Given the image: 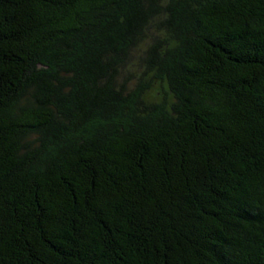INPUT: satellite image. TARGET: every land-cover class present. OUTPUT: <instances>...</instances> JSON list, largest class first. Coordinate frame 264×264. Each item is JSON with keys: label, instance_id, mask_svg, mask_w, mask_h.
<instances>
[{"label": "trees", "instance_id": "trees-1", "mask_svg": "<svg viewBox=\"0 0 264 264\" xmlns=\"http://www.w3.org/2000/svg\"><path fill=\"white\" fill-rule=\"evenodd\" d=\"M0 264H264V0H0Z\"/></svg>", "mask_w": 264, "mask_h": 264}]
</instances>
